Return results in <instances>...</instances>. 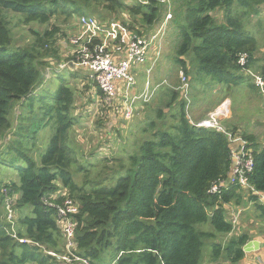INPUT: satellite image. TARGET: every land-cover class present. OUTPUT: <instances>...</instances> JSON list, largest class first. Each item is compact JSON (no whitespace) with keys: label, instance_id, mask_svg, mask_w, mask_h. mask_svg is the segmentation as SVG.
<instances>
[{"label":"trees","instance_id":"1","mask_svg":"<svg viewBox=\"0 0 264 264\" xmlns=\"http://www.w3.org/2000/svg\"><path fill=\"white\" fill-rule=\"evenodd\" d=\"M146 3L0 0V145L14 134L3 149L17 170L16 182L0 180V224L6 223V201L17 195L13 207L19 211L17 238L31 241L20 243L13 238L9 224L0 227V264H67L43 252L44 248L56 253L64 251L57 212L46 207L47 200L61 204L62 199H51L62 190H67L70 199L79 206L74 215L77 253L89 264H200L204 239L233 232L227 211L229 205L242 203L244 192L232 186L220 193L210 192L214 185L228 180L232 145L227 134L198 128L195 124L199 121L192 123L188 104L182 98L183 90L167 93L169 100L166 105L163 99L160 101L163 108L155 115L150 112L152 103L149 105L153 98L144 103L148 122L140 137L112 157L98 159L106 153V143L111 139L89 147L88 151L84 149L75 136V128L81 122L71 115L75 95L68 83L62 78L57 90L34 95L42 74L40 68L63 62L59 51L51 47L58 30H46L43 34L35 31L33 43L11 48L12 29L5 14L22 16L26 24L47 25L56 15L73 19L88 13L110 22L108 17L118 20L116 17L127 13L134 20L132 24L123 22L130 32L149 36L155 24L163 19L168 4L161 0ZM171 3L172 24L178 39L176 73L182 72L188 79L197 68L201 74L211 76L216 85L227 89L246 81L253 83L243 75L246 69L264 73V58L257 56L256 37L244 29L248 16L262 14L264 0H171ZM242 55L248 56L245 67L239 64ZM72 60L70 57L66 61ZM90 87L103 96L96 84ZM227 95L230 92L224 94ZM19 104L26 113L15 128L11 115ZM32 116L37 119L28 126V135H24V121ZM50 122L53 134L49 146L38 154L36 145L30 148L27 140ZM250 149L255 168L249 180L257 191L264 193V147L258 151V146L253 145ZM246 199L258 202V197L247 192ZM257 207L264 208L259 204ZM28 209L31 214L26 212ZM203 225H209L211 231L199 230ZM249 240L243 234L227 243L228 264H241L243 247ZM213 250L217 255L223 252V247L216 244Z\"/></svg>","mask_w":264,"mask_h":264},{"label":"rangeland","instance_id":"2","mask_svg":"<svg viewBox=\"0 0 264 264\" xmlns=\"http://www.w3.org/2000/svg\"><path fill=\"white\" fill-rule=\"evenodd\" d=\"M127 5H134L138 2L142 4H147L146 0H124ZM164 3V0H161ZM165 3L168 4L167 10L163 13V16L170 12L172 14V19L170 20V28L169 33L168 27L165 31L166 35L163 37L161 42V55L156 60L155 66L151 68V65L148 62L144 65H133L131 69V74L135 77L136 83L134 86V92L139 95L144 92L145 84L148 80V76H150L151 84L158 85L162 84L166 81V84L161 86V91H157L153 95V99H149L147 102L143 100H138L134 104L132 103V99H124L125 96H120L117 99H114L112 102H104L102 101L103 97H101L96 88L90 87L94 83L91 81L90 77H88V73L83 70H71L65 71L66 64L71 66L66 60L71 57L70 52L74 47L70 43V37L75 35L78 32L77 25V17L68 18L64 15H56L49 24L40 25L37 23L26 24L24 22V18L22 16L8 13L7 19L10 21L11 29H12V46L11 48H21L26 47L30 43H33L35 40L34 32H38L43 34L46 30L52 31L54 28L58 30V33L54 37L55 45H52V49L58 50L63 58V62H57L55 65L49 68L41 67L40 71L42 72L39 87L34 92V95L37 93L38 95L47 93L46 91H54L61 87L62 81L64 83H68L70 89H72L75 99L74 105L71 110V115L80 120V126L75 128V136L78 137L84 149L86 151L89 150V147L99 146L105 144L108 139H111L110 142L106 143L107 151L104 154L98 156L100 158H110L118 152L121 147H131L134 143L136 137H140L141 130L145 127V124L148 122V110L145 109V104L148 103L150 106V112L155 115L156 111L163 108V104L160 102L162 99L166 105L169 100L167 97V93L173 91H181L182 98L185 99V102L188 104V115H190V119H192V123L200 121V119L204 120L208 117L209 114L213 113L218 107L212 110L217 104H222L225 100H229V105L227 107L226 113L229 114V117L222 121L224 128L232 131L233 122L234 123H243L244 125L250 126L255 122L261 123L264 125V114L259 117L257 120L256 109L255 106L250 103L249 95L250 90H248L245 83H242L240 87L234 89V87L223 88L221 84L216 85V82L212 81V77L210 78L206 74H201L197 68L192 71L190 77L188 79L186 76V81L183 82L180 73H176L175 69H177L176 65V57H177V44L178 39L176 38V32L174 30L172 21H173V6L171 0H165ZM262 14L259 16H248L247 20H244V29L245 33L251 34L256 37L259 46V58H264V7H262ZM240 13V12H239ZM88 14V13H86ZM241 14V13H240ZM97 23L104 24L107 22L103 21L96 15L91 16ZM115 17V16H114ZM113 18V17H112ZM112 18L111 21L115 20ZM115 21L125 22L127 24L134 23L133 17L128 15L127 13H123L116 17ZM110 21V22H111ZM107 22V23H110ZM105 25V24H104ZM54 29V30H55ZM53 30V31H54ZM175 32V33H174ZM173 36V37H172ZM160 39V38H159ZM158 39V40H159ZM72 46V47H71ZM70 62V61H69ZM159 62V66L157 65ZM56 67V68H54ZM166 67V68H165ZM54 68V70H52ZM73 71V72H72ZM243 75L248 77L246 71H243ZM252 72L257 75L258 73ZM75 76L73 77L72 74ZM78 74V76H77ZM71 75V76H70ZM258 75H261L260 73ZM63 80H60L62 79ZM154 78V79H153ZM187 85V87L185 86ZM230 92V99H225L227 96L224 94ZM237 92V93H236ZM232 93V94H231ZM251 99H255L254 95L260 96L258 92L252 91ZM261 93V92H260ZM223 95V96H222ZM262 96V95H261ZM260 98V97H259ZM187 99V100H186ZM221 101V103H220ZM214 102V104H213ZM232 102V103H231ZM36 104V103H35ZM160 104V105H159ZM164 105V106H165ZM218 105V106H219ZM232 105V106H231ZM131 110L127 112L128 109ZM178 104L174 106V110H177ZM23 108L19 104L14 113L11 115V121L13 122V127H17L22 123L20 118L25 117L26 110L22 112ZM118 110V113H116ZM118 115H116V114ZM146 113V114H145ZM120 114V115H119ZM132 114V115H131ZM171 114H173V109ZM233 114V118H232ZM207 115V116H206ZM36 116V115H34ZM38 116V115H37ZM146 116V117H145ZM206 116V117H205ZM29 118V117H28ZM199 118V119H198ZM35 117H31L24 121L25 131L24 135L27 134V128L34 121ZM255 122H252V121ZM169 118V122H170ZM202 122V121H200ZM199 123V122H198ZM52 122L48 123L46 127H39L35 134L31 136V139H28V146L31 148L33 145L39 152H43L49 146L50 139L52 137L53 131ZM110 131H113L112 133ZM14 134H11L6 140H3L0 145V180L4 183L7 182H16L17 181V170L11 165L10 156H6L7 152H4L3 146L7 144ZM28 135V134H27ZM110 135V136H109ZM15 138H19L16 136ZM4 144V145H3ZM97 159V160H98ZM21 165L18 164V166ZM244 192V191H242ZM248 193V192H247ZM246 192H244V196ZM14 200L15 204L18 199V196L15 195L11 198ZM11 199L8 200V205L6 206V215L7 220L6 224H10L8 221H12L11 223V236L16 238L20 243H31L30 240H21L17 238V230L18 223L17 220L19 218V211L11 207ZM249 202L248 199H245ZM243 202V201H242ZM254 203V202H253ZM229 209L227 211V219L233 224L234 232L236 233V237L240 236L237 232L238 224H239V213H241V208L243 207L242 203L240 205L231 204L229 205ZM27 213L31 214V210L28 209ZM4 225V224H3ZM58 226V225H57ZM250 227H255L254 225H250ZM60 229V227L58 226ZM199 230H203L206 232H210L211 228L209 225H203L198 227ZM63 245L66 242V238L63 234ZM231 240L229 236L217 235L216 239H204L203 240V251L202 258L200 264H228V256L225 253L226 245ZM222 245L223 252L219 254H215L213 247L214 245ZM45 256H55L60 257V260L63 261V257L65 254H57L53 250L43 249ZM216 255V258L213 256ZM53 262H51L52 264ZM29 264H37V263H29Z\"/></svg>","mask_w":264,"mask_h":264},{"label":"built area","instance_id":"3","mask_svg":"<svg viewBox=\"0 0 264 264\" xmlns=\"http://www.w3.org/2000/svg\"><path fill=\"white\" fill-rule=\"evenodd\" d=\"M171 19L172 14L169 12L156 34L151 32L149 36H137L132 34L128 27L120 21L113 20L109 24L102 25L97 23L91 16L82 15L77 18L78 32L70 37V44L74 46H71L73 50L70 52L73 60L69 62L71 66L66 64V68L87 72L88 77L102 92V97L106 102L109 101L110 103L120 96H125L124 99H132L131 104L138 100L147 102L153 98L154 93L162 85L151 84L150 76H148L144 92L137 95L134 92L136 80L131 74V69L135 64H146L149 61L153 47L157 44L156 58L151 63V68L155 66L156 60L161 55L160 41L166 35L165 31ZM247 59V55H242L239 59V64L245 67ZM245 71L252 78L253 83L261 94L264 95V73L255 75L248 69ZM180 76L185 82L186 78L182 72ZM185 86L187 87V85ZM229 102V100H225L206 119L195 124L198 128L227 134L232 145V165L228 180L220 181L213 186L210 192L216 194L220 193L221 189H229V186L238 187L250 195L258 197L260 205L264 207V193L257 191L249 180L255 168V158L250 149L251 145L242 137L241 133L234 135V133L224 128L222 123L224 119L229 117V114L226 113ZM130 110L131 107L127 112H130ZM59 198L62 199L59 205L51 203L50 200L46 201L47 208L56 210L57 225L60 227L62 235L64 234L66 238L64 251L57 254H65L61 262L67 264H89L87 260L77 253L78 244L75 240L76 222L74 215L79 212V206L70 199L66 190L60 191L51 200ZM11 207L13 208V203H11ZM9 222L12 223V221ZM57 258L60 260V257Z\"/></svg>","mask_w":264,"mask_h":264},{"label":"crops","instance_id":"4","mask_svg":"<svg viewBox=\"0 0 264 264\" xmlns=\"http://www.w3.org/2000/svg\"><path fill=\"white\" fill-rule=\"evenodd\" d=\"M164 20H165V17L163 16V19H161L160 22L155 24L154 28L151 30L153 34H156L157 30L162 25ZM169 28H170V23L168 25L167 34L169 33ZM161 42L162 40L160 41V45H161ZM156 52H157V44L153 47V50L151 51V56L148 61L149 65H151V63L156 58ZM157 65L159 66V62ZM245 85L247 86L246 88L250 90L251 95L253 94L252 91L253 92L257 91L258 94L260 95L259 96L260 98L257 95H254L255 99H251L250 98L251 95H249V99H250L249 101L255 106L256 115L258 117L257 120H258L259 117H261V115L264 114V95L260 93V90L255 86V84L253 86L252 81H246ZM238 87L241 88L240 85L239 86L235 85L233 91L237 89ZM225 99H230V95H227V98ZM218 105L219 104H217L212 110H209V111L210 112L213 111ZM232 118H233V114H232ZM252 122H255V121L253 120ZM232 126L234 127L232 129L237 130V132L241 133V135L245 139H247L246 137L250 139L252 138L253 140L251 139V141L249 140L247 141L250 143L251 146L257 145L258 151L264 147V125L262 121L261 123L255 122L254 124H251L250 126L244 125L241 122L240 123L233 122ZM245 197L246 195L244 196V199ZM244 199L242 202V205H243V207L241 208L242 211L241 213H239V224L237 226L239 230H237V232L239 233V235L247 234L250 238L249 241L257 240L262 245V248L250 254H246L243 252L244 258L241 261V264H264V208L261 209L257 207V204L260 205L259 202L253 203V202H248ZM250 225H254L255 227H250ZM228 236H229V239L230 238L232 239L236 237V233L233 231Z\"/></svg>","mask_w":264,"mask_h":264},{"label":"water","instance_id":"5","mask_svg":"<svg viewBox=\"0 0 264 264\" xmlns=\"http://www.w3.org/2000/svg\"><path fill=\"white\" fill-rule=\"evenodd\" d=\"M260 248H262V245L257 240L248 241L245 246L243 247V252L246 254H250L253 252L258 251Z\"/></svg>","mask_w":264,"mask_h":264},{"label":"clouds","instance_id":"6","mask_svg":"<svg viewBox=\"0 0 264 264\" xmlns=\"http://www.w3.org/2000/svg\"><path fill=\"white\" fill-rule=\"evenodd\" d=\"M69 69V68H68ZM251 71V70H250ZM249 77V76H248ZM251 78V77H250ZM252 79V78H251ZM166 82V81H165ZM164 84V82L161 84V85H163ZM221 105V104H220ZM219 105V106H220ZM219 106H217V107H219ZM67 191V190H66ZM242 191H244V190H242ZM244 192H246V191H244ZM11 199V198H10ZM8 200H9V198H8ZM8 200L6 201V206H7V202H8ZM11 203H13V207L15 206V202H14V200H12L11 199V201H10ZM259 202V201H258ZM6 206H5V210H6ZM263 207V206H262ZM7 211V210H6ZM14 211H15V209H14ZM7 214V213H6ZM7 220V219H6ZM6 222V221H5ZM9 222V221H8ZM10 223V222H9ZM4 225L6 224V223H3ZM3 224L1 223L0 224V227H2L3 226ZM9 225H11V223L9 224ZM16 239V238H15ZM22 243H24V242H22ZM53 258H55V257H53ZM56 259V258H55Z\"/></svg>","mask_w":264,"mask_h":264}]
</instances>
